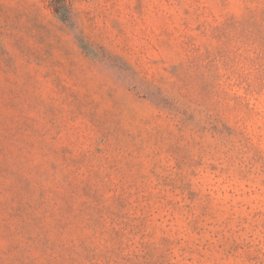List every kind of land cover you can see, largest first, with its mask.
Wrapping results in <instances>:
<instances>
[{
  "label": "rangeland",
  "instance_id": "1",
  "mask_svg": "<svg viewBox=\"0 0 264 264\" xmlns=\"http://www.w3.org/2000/svg\"><path fill=\"white\" fill-rule=\"evenodd\" d=\"M0 264H264V0H0Z\"/></svg>",
  "mask_w": 264,
  "mask_h": 264
},
{
  "label": "trees",
  "instance_id": "2",
  "mask_svg": "<svg viewBox=\"0 0 264 264\" xmlns=\"http://www.w3.org/2000/svg\"><path fill=\"white\" fill-rule=\"evenodd\" d=\"M54 5L56 11L58 12L64 8V0H54Z\"/></svg>",
  "mask_w": 264,
  "mask_h": 264
}]
</instances>
